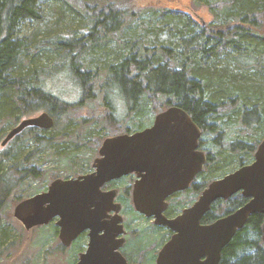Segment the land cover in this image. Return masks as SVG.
Masks as SVG:
<instances>
[{
  "label": "trees",
  "instance_id": "obj_1",
  "mask_svg": "<svg viewBox=\"0 0 264 264\" xmlns=\"http://www.w3.org/2000/svg\"><path fill=\"white\" fill-rule=\"evenodd\" d=\"M193 1L209 9L211 22L203 25L179 10L131 9L132 0H0V121L42 109L55 128L65 115V140L49 139L57 154L71 158L78 144L66 137L78 128L71 114L80 104L93 101L114 121L121 99L141 125L149 111L176 103L206 135L214 134L207 145V181L249 163L264 137V0ZM74 22L82 35L70 31ZM28 23L36 28L24 33ZM49 25L66 32L40 36ZM60 72L77 85L76 100L48 88V79ZM237 121L231 139L226 129L235 130ZM9 157L0 156V210L15 187L4 164ZM29 173L37 174L34 168ZM223 201L204 218L231 212L246 198L234 194L217 213ZM263 221L264 214H251L222 249L219 264H264Z\"/></svg>",
  "mask_w": 264,
  "mask_h": 264
},
{
  "label": "water",
  "instance_id": "obj_2",
  "mask_svg": "<svg viewBox=\"0 0 264 264\" xmlns=\"http://www.w3.org/2000/svg\"><path fill=\"white\" fill-rule=\"evenodd\" d=\"M202 24L205 21L200 19ZM264 29V22H263ZM53 117L42 111L21 119L10 129L4 145L27 126L50 129ZM198 127L181 108L170 107L155 116L151 127L132 134L107 138L95 159V172L82 179H56L48 191L26 198L14 207V215L29 228L60 216L62 239L68 243L91 222V216H102L105 208L92 204L87 198L98 196L99 185L106 180L135 171H144L133 188L136 209L147 215L154 214L157 223H165L176 233L166 242L159 256L165 254L163 264H219L221 251L237 230H240L253 213L264 214V138L259 142L250 163L211 181L190 207L174 219L161 220L164 199L173 191L188 186L193 175L207 161L206 154L195 152ZM237 192L247 201L234 211L218 217L211 223L200 225L202 215L218 199H228ZM77 223L78 226L73 224ZM264 243V221L260 225ZM92 237V244H105ZM89 248L78 264H96ZM123 259V258H122ZM124 261V259H123ZM126 263V262H125Z\"/></svg>",
  "mask_w": 264,
  "mask_h": 264
},
{
  "label": "rangeland",
  "instance_id": "obj_3",
  "mask_svg": "<svg viewBox=\"0 0 264 264\" xmlns=\"http://www.w3.org/2000/svg\"><path fill=\"white\" fill-rule=\"evenodd\" d=\"M194 2L193 0H132V4L128 5V7L131 9L166 8L170 10H179L191 14L198 23L201 22L200 19L205 21L206 24L211 22L213 17L209 9L203 4L196 5L197 3L195 4ZM71 25L70 31L75 30L77 35H82L77 23L74 22ZM35 28V24L28 23L24 25L23 32L30 33ZM39 32L40 36H52L57 32L63 34L66 30L65 28L49 25V29L42 28ZM60 73L61 74L58 75L62 76H55L52 79H48V88L66 100H76L77 85L67 78L63 72ZM102 109V107H99V105L96 106V103L92 101L88 104H80V107H77L71 114L72 122L75 121L78 127L74 128L72 124L73 128L71 129V134L69 137H66L68 139L66 142L71 146L78 144L77 152H74L76 154L71 158H68L66 155L61 156L57 154L53 148L56 144H52V139H49L53 138V141L65 140L68 128L70 127V124L66 125L65 115L60 117L59 123L55 128L40 133L38 131L29 132L26 130L19 136L7 141L4 145H1V141L6 133L12 129L20 119L15 120L13 116L10 115V117H4L0 121V156H10L9 158H11L10 160L8 158L4 160L5 168H11V172L15 173L17 167L23 168L24 166L28 171L34 168L37 172L35 177L29 175L24 181L19 179V182H17L14 187L15 195H12L0 210V264H66L73 258L71 255H75L78 252V248H75L74 243L71 248L66 250V254L53 253L44 257L46 247L49 246V248H52L51 245L53 242L47 240L43 243L41 249H39V241L43 236H52L54 228L52 226L49 227L43 232V235L35 229L32 235L26 238L25 234L22 232V224L20 225V223L14 219L12 210L19 199L24 200L27 197H32L34 193L46 189L49 182L56 176L76 175L74 172L86 169V164L88 162H86V160L96 155V149L101 143V132H108L111 130L107 125L108 122L105 120V117L101 114ZM125 109V105L120 99L117 103V110L124 112ZM40 111H42V109L30 115H36ZM154 113L155 112L149 111L147 115L141 119V125H135L133 121L128 119L126 121L122 120L120 124L129 122L128 126L131 129H134V125L138 127L136 129H139L152 122L155 115ZM238 122L239 121L235 124V130L226 129V133L231 139L236 135V131L239 128ZM121 129H124V127ZM64 132L66 133L62 134ZM111 132L112 131L109 133ZM34 133L41 135V137L39 139L34 137ZM84 135L85 137L88 136L87 140L83 138ZM205 136L207 140H210L214 134L209 133ZM66 142L63 141L62 144H66ZM83 165L84 168L80 170ZM17 175L20 176V173H15V176ZM212 178H215V176H210L208 180ZM226 205V202L221 203L216 212H221ZM140 223L141 221L137 222L138 227H142ZM6 230H8L9 233H7ZM37 239L38 242H36ZM45 258L47 261L42 262ZM27 259H29V261H26Z\"/></svg>",
  "mask_w": 264,
  "mask_h": 264
},
{
  "label": "flooded vegetation",
  "instance_id": "obj_4",
  "mask_svg": "<svg viewBox=\"0 0 264 264\" xmlns=\"http://www.w3.org/2000/svg\"><path fill=\"white\" fill-rule=\"evenodd\" d=\"M170 107L181 108L190 116L193 123L199 129V135L196 139V146H195L194 151L203 152L204 154H206V157H207V153L209 151L207 145L209 143L205 136L206 135L205 130L202 127H200L192 119L189 112L186 111L182 106L176 103H172L167 106H164L161 110L156 111L154 113L155 115L150 124H148L147 126H143L139 129H136L138 127H135V125H137L134 122L135 117H132L130 119L129 113H127L126 109L124 112H120L119 110H117V107H116L117 116L116 115L114 116L116 120L108 121V119L105 118V120L108 122L107 125L111 130H109L108 132H101L102 133L100 134L102 135L101 143L96 149V155L91 157L92 159L89 158L86 160V162L88 161L86 164V169L82 170L84 168V165H83L82 168L80 169L82 171L78 170L74 172L76 173V175H66L63 177L56 176L49 182L46 189L40 192L34 193V195L48 191L50 184L56 179H62V180H68L71 178L78 179L79 177H82L84 175H89V174L94 173L96 168L94 167L93 164H94L95 159L100 157L99 150L105 139L118 136V135H123V134H132V133L141 131L143 129L149 128L153 125L155 116L158 113L165 111L166 109ZM121 116H124V119H122ZM127 119L135 123V125L133 124L134 129H131L128 126L129 122L120 124L122 120L126 121ZM54 125H55V122H54ZM28 127H31V129H35V130L36 129L37 130H49V129H41V128L34 127V126H27L22 131H24ZM122 127H124V129H121ZM51 128H54V127H51ZM126 128H128L129 130L125 131ZM22 131H20L19 133H21ZM110 131L112 132L109 133ZM19 133H17L11 139L15 138ZM252 160L250 162H252ZM207 161L203 163L201 170H199L193 175L187 187L173 191L172 193H170L168 196L165 197L164 199L165 205H163V208L159 213V215L162 216L161 218L162 221H164V218L174 219L178 217L184 209L193 205V203L197 200L201 192L207 187V185L211 181L218 179L224 176L225 174L232 172L241 166V165L237 166L233 170L228 171L219 176H216L215 178H212L209 181H207L205 178V168L207 166ZM6 169H9L10 179L12 183L15 184V186H16V183L19 182V179L24 181L30 175L28 169H26V167L24 166L23 168L17 167L15 171V173H20V176L18 175L15 176V173L11 172V168H6ZM144 174H145L144 171H140V172L132 171L127 174H123L119 177H115V178L106 180L103 183H101L99 185L100 192H98V196L93 197V198H87V200H88V203L92 204V207H91L92 209H95L96 205L103 206L105 208L103 215L100 217L91 216L90 218L91 222L86 224V228L80 230L66 244L63 242V239H62L61 225L58 224L60 216L55 215L54 217H52L50 220H48L45 223L36 224V225H33L27 228L14 215V207L22 199H19L15 203L13 210H12V215L14 219H16L20 223V225L22 224L21 225L22 226L21 228L23 230L22 232L23 234H25L26 238H29L35 229H37V231H39L40 234L43 235V232L49 227L52 226L54 228L52 236H48V237L43 236L41 237L39 241L40 242L39 249H41L45 241L49 240L53 242L52 243L53 246L51 245L52 248H49V246L46 247V252L44 254V257H46V255L48 254H53V253L54 254H58V253L66 254V250L71 248V246L75 243V248H78L77 249L78 252L75 255H71L73 258L66 264H78L79 262H81L82 257L88 253L89 248H96L95 250L92 251V256H91V258L95 260L94 263L96 264H163V261L165 259V254H162L161 256H159V252L161 251L162 248H165L166 242L171 240V238L176 233V231L171 229L165 223H157L156 216L154 214L152 215L146 214L147 212H149V210H147L146 213H144L136 209L135 204H134L133 188H134L136 181L141 180ZM30 176H33V175H30ZM79 179H82V178H79ZM12 195H15V188L13 186L10 190L9 198H11ZM219 200L225 201L227 199H218L214 201L213 203H216ZM246 201H247V198H246ZM213 203L211 204V207L213 206ZM228 213H225L224 215ZM205 214L206 212L202 215V217L199 220L200 225L211 223L218 217L224 216V215H220L218 217H213L210 220H206L204 218ZM138 221H141L140 225L142 227L140 226L138 227V224H137ZM73 225L78 226L77 223H74ZM6 231L7 233H9L8 230ZM92 235L95 236L96 241H99L101 243L105 242V244H102V245L92 244L91 243ZM36 242H38V239ZM25 248H31V247H25ZM122 258L124 259V261ZM26 261H29V259H27ZM44 261H47V259L45 258V260H43L42 262Z\"/></svg>",
  "mask_w": 264,
  "mask_h": 264
},
{
  "label": "bare ground",
  "instance_id": "obj_5",
  "mask_svg": "<svg viewBox=\"0 0 264 264\" xmlns=\"http://www.w3.org/2000/svg\"><path fill=\"white\" fill-rule=\"evenodd\" d=\"M135 51V50H134Z\"/></svg>",
  "mask_w": 264,
  "mask_h": 264
}]
</instances>
